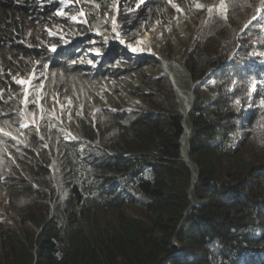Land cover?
I'll return each mask as SVG.
<instances>
[{"label": "trees", "instance_id": "trees-1", "mask_svg": "<svg viewBox=\"0 0 264 264\" xmlns=\"http://www.w3.org/2000/svg\"><path fill=\"white\" fill-rule=\"evenodd\" d=\"M31 1L0 0V42L21 63L30 56L46 66L53 60L45 49L19 43L24 19L51 15ZM256 3L228 0L226 17L205 19L183 60L192 85L199 83L188 138L195 186L168 77L142 72L141 90L131 65L110 61L102 65L108 107L91 117L85 106L81 138L66 137L51 117L34 126L28 147L15 153L6 141L15 164L0 157V188L21 224L0 223V264H264V8L255 11ZM127 7L119 18L125 28L144 13L130 15ZM69 58L47 71L99 84L102 75L84 76ZM127 89L138 91L133 108L120 96ZM97 92L85 93L90 103Z\"/></svg>", "mask_w": 264, "mask_h": 264}, {"label": "rangeland", "instance_id": "rangeland-1", "mask_svg": "<svg viewBox=\"0 0 264 264\" xmlns=\"http://www.w3.org/2000/svg\"><path fill=\"white\" fill-rule=\"evenodd\" d=\"M28 1L14 0L13 5L22 7ZM31 2L36 3L35 7L33 4L30 5L34 10L45 11L44 14L49 12L51 15L44 19H37L36 16L24 19L21 27L25 40L19 43L24 42L27 47L37 51L45 49L48 52V59L55 58L54 55L57 53L74 49L75 55L71 58L70 65L85 71L84 76L89 74L90 77L99 78L102 75V78L98 79L99 84H81L79 79L76 80L69 74L47 71L41 59L31 60L33 57H23L21 63L16 58L18 52L12 51L11 46L0 42V96L2 99L4 97L2 102L4 108L0 106L1 160L9 157L12 159V164H15L13 154H9L10 152L5 148L6 141L15 153L22 146L28 147L29 137L36 135L31 130L42 118L46 120L55 118L52 126L64 132L66 137L81 138L77 119L82 117L85 106L87 105L91 117L96 108L108 107L104 96L107 87L106 84L102 85L106 79L104 76L106 69L102 70V65L117 61L114 67L119 68L121 63H126L138 72L132 84L141 90H145V87L137 76L142 72L153 78L166 75L172 83L183 115L181 153L191 169L193 182H196V170L188 154L191 129L189 114L192 109H189L187 114L184 106L186 101H189L190 105L193 104V87L199 83L195 82L192 85L182 63L197 42L203 21L214 15L226 17L228 0H32ZM221 3L225 5L224 9L220 8ZM198 4L202 7L198 8ZM145 5L151 9V12H145V8L141 7ZM126 6L130 15L144 12L127 28L120 24L121 19H119L120 14L123 15L125 12ZM255 7V11H261L264 8V0H257ZM88 35H91L92 39H89L86 45L84 42L89 38ZM90 47L101 48V54H97ZM27 62L29 64L25 68ZM113 84L111 82V85ZM96 89L102 93L97 92V98L92 97L90 103V98H86L85 93L90 90L95 92ZM120 92L125 108H133L132 106L138 104L137 90L135 94L128 89ZM10 113L13 115V122L2 120ZM0 165L2 166L3 162L0 161ZM24 176L27 177L25 173ZM0 223L16 230L21 224L20 217L9 203L8 195L1 188ZM25 227L33 228L29 223H26Z\"/></svg>", "mask_w": 264, "mask_h": 264}, {"label": "clouds", "instance_id": "clouds-1", "mask_svg": "<svg viewBox=\"0 0 264 264\" xmlns=\"http://www.w3.org/2000/svg\"><path fill=\"white\" fill-rule=\"evenodd\" d=\"M102 52V51H101ZM97 54H101V53H98V52H96ZM66 55H68V57H70L69 58V60L68 61H66V63H68L69 61H71L72 59V57L75 55V51H74V49H72L71 51H68V52H65V53H57L56 55H54L55 56V58H53V57H51V58H49V59H52L53 61L51 62V63H48L47 65H46V67H48L50 64H54V62H55V60H58L60 57H63V56H66ZM48 59V60H49ZM65 62V61H64ZM70 65V64H69ZM71 66V65H70ZM72 67H75V66H72ZM47 70V69H46ZM84 73H85V71H83ZM198 84H196L195 86H197ZM195 86L193 87V89L195 88Z\"/></svg>", "mask_w": 264, "mask_h": 264}, {"label": "bare ground", "instance_id": "bare-ground-1", "mask_svg": "<svg viewBox=\"0 0 264 264\" xmlns=\"http://www.w3.org/2000/svg\"><path fill=\"white\" fill-rule=\"evenodd\" d=\"M149 55V54H148ZM142 64V63H141ZM168 71V70H167ZM191 103L189 102V101H186V104H185V106H184V110H186V112L185 113H189V109L191 108V105H190ZM194 179H195V177H194Z\"/></svg>", "mask_w": 264, "mask_h": 264}, {"label": "snow or ice", "instance_id": "snow-or-ice-1", "mask_svg": "<svg viewBox=\"0 0 264 264\" xmlns=\"http://www.w3.org/2000/svg\"><path fill=\"white\" fill-rule=\"evenodd\" d=\"M197 7H198V8H201L202 5H199V4H198ZM224 7H225V5H224L223 3H221L220 8H221V9H224ZM209 11H211V9H209ZM17 82H18V83H24V81H17Z\"/></svg>", "mask_w": 264, "mask_h": 264}, {"label": "water", "instance_id": "water-1", "mask_svg": "<svg viewBox=\"0 0 264 264\" xmlns=\"http://www.w3.org/2000/svg\"><path fill=\"white\" fill-rule=\"evenodd\" d=\"M154 60H155V58H154ZM157 60H158V59H157ZM195 87H196V86H195ZM192 107H193V104L191 105V108H190V109H192ZM195 184H196V183L193 182L192 187L195 186Z\"/></svg>", "mask_w": 264, "mask_h": 264}]
</instances>
